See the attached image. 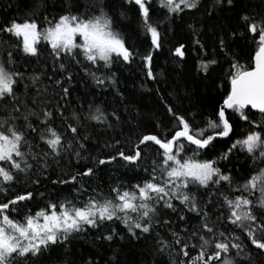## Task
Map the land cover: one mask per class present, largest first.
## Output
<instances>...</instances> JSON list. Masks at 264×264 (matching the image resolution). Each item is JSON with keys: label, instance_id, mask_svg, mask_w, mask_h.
<instances>
[{"label": "snow or ice", "instance_id": "6c2138e0", "mask_svg": "<svg viewBox=\"0 0 264 264\" xmlns=\"http://www.w3.org/2000/svg\"><path fill=\"white\" fill-rule=\"evenodd\" d=\"M236 8L237 0H33L0 22V264H101L100 250L121 264V241L143 242L155 264H264V0H249L235 26L219 23ZM133 9L139 24L129 33ZM201 11L217 22L187 29L197 71L220 100L208 114L162 96L167 123L126 134L133 106L119 73L139 59L159 82L154 54L166 33ZM240 41L253 46L246 62ZM187 50L171 49L181 68ZM112 164L131 175L97 182Z\"/></svg>", "mask_w": 264, "mask_h": 264}, {"label": "trees", "instance_id": "16d2710c", "mask_svg": "<svg viewBox=\"0 0 264 264\" xmlns=\"http://www.w3.org/2000/svg\"><path fill=\"white\" fill-rule=\"evenodd\" d=\"M249 0H237V8L234 13H227V19L223 16L219 18V23H230L236 25L237 16L241 11H248L247 8ZM255 2V0H253ZM33 3V0H0V22L6 19H11L15 16H23L30 9L29 6ZM210 0H203V4L207 6ZM11 5V7H9ZM129 8L132 6L129 5ZM43 8L41 7V11ZM129 19L124 21L126 30L132 33L137 28L139 21L135 17V11L128 13ZM217 21H205L203 11L196 13L195 16L188 15L184 17L182 22L178 21L176 25H173L172 31L166 33V43L162 51L154 54V71L158 74V81L153 82L147 79L146 69L143 68L141 61H137L130 67L124 69L119 73L121 87L125 92V96L132 104L133 115L129 118L125 115V119H130L131 122L123 126L125 133L130 129H134L137 134L143 132L148 133L157 131L152 127V124L163 119L167 123L166 117L163 116L164 108L161 101V97L172 104L182 103L184 108H192V111H197L196 107H192L193 104L197 105L201 111H205L211 114L213 106L220 100L222 90L215 87L211 80H202V74L197 71L198 65V53L197 50L191 45V35L187 29V24H196L198 27L206 28L211 23ZM140 41L144 40V36L141 33L139 37ZM132 42L139 46L136 36L133 34ZM186 43L188 50L186 51V57L180 63L183 67H179L177 64L178 58L171 55V49L177 43ZM211 43V40L208 41ZM252 45L246 41H240L236 50L241 56V62H246L252 54ZM141 52L147 51V45L140 47ZM211 54V52H210ZM227 68V64H222V68H218L213 74V79L218 77L223 69ZM162 73V75H161ZM216 83H220L219 80ZM144 87H141V85ZM156 89H159L157 93ZM189 93H191V103L189 100ZM111 100L112 98L109 97ZM110 110V109H109ZM136 113H139L137 116ZM199 119V117H198ZM239 134V130H238ZM100 155L101 153H95ZM104 155L107 152L103 153ZM74 163V161H73ZM236 168L239 169L242 174L245 168L242 167L245 164V158L240 155L238 160L233 162ZM71 167V165H69ZM98 171V181L105 183L110 182L109 177L115 179L119 176L121 179H127L131 173L125 174L123 168H119L116 164L101 166ZM64 195L67 192L63 193ZM149 242V246H150ZM124 247L120 250V246L116 245L117 250L121 251L120 259L121 264H155L160 259L158 256L152 255L148 248L145 247L143 242L132 241L128 243L121 241ZM87 245H85V248ZM78 252L84 253V248H78ZM86 254V253H85ZM99 259L101 264H107V261L112 259L111 250H100V255L95 257ZM165 259H168L166 256ZM114 264V261H113Z\"/></svg>", "mask_w": 264, "mask_h": 264}]
</instances>
